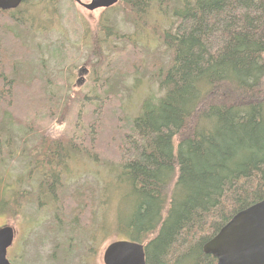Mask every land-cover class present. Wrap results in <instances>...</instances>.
I'll list each match as a JSON object with an SVG mask.
<instances>
[{
  "label": "trees",
  "instance_id": "trees-1",
  "mask_svg": "<svg viewBox=\"0 0 264 264\" xmlns=\"http://www.w3.org/2000/svg\"><path fill=\"white\" fill-rule=\"evenodd\" d=\"M175 1L174 28L160 29L172 54L169 68L156 71L164 94L147 99L135 119L110 82L140 70L138 48L106 54L93 38L86 66L99 89L61 98L47 91L41 75L24 76L23 65L35 55L23 36L31 29L24 23L29 16L21 12L16 21L0 11V124L41 136L24 150L38 187L12 191L0 207L18 215L38 198H53L66 166L83 153L120 167L121 180L137 196L126 229L145 246L146 264H217L205 244L235 214L264 199V0ZM170 2L120 0L111 10L138 24ZM101 29L114 40L125 38L110 18ZM54 124L68 125L57 140L47 136ZM1 133L4 161L13 156V141ZM78 191L87 206L74 229H89L94 191ZM76 203L67 197L65 211L77 210Z\"/></svg>",
  "mask_w": 264,
  "mask_h": 264
},
{
  "label": "rangeland",
  "instance_id": "rangeland-1",
  "mask_svg": "<svg viewBox=\"0 0 264 264\" xmlns=\"http://www.w3.org/2000/svg\"><path fill=\"white\" fill-rule=\"evenodd\" d=\"M84 2L89 3L90 0H84ZM175 2V0L170 2L171 4L163 11L150 12L142 22L132 24L126 22L119 10H111L113 7L90 12L74 0H27L21 12L29 16L25 18L24 23L30 24L31 29L23 33V36L24 41L33 49L35 55L23 65L24 76L26 74L41 75L45 79L47 91L66 98L69 95H75L76 92L92 90L93 86L99 89L95 71L91 69L92 67L86 66L93 38L101 39L102 48L106 54L114 53L118 47L129 49L134 46L144 55L142 67L135 75L119 76L110 82V85L113 91L121 94L127 116L135 119L142 113V105L147 99L157 100L164 94L156 71L160 67L163 70L169 68L172 54L160 38V29L172 30L174 28L176 24ZM106 18L117 23L119 31L125 35L124 40H114L102 32L101 23ZM154 25L158 28H153ZM11 29L17 33L19 31L16 27ZM84 67H88V72H82ZM67 128V124H54L48 130L47 136L53 140L60 139ZM24 129L0 124V131L5 130L6 133L8 131L7 136L13 141L11 150L13 156L0 161V205L2 199L6 201L12 191L29 188V184L38 187L36 177L29 176L30 168H28V160L24 157V150L36 143L41 136ZM3 139L6 140V135H3ZM76 155L78 156L66 166L63 185L60 184L61 189L59 190L54 189L53 198L43 195L46 196L41 198L44 205L41 200L38 203V198L37 205H28L20 211V219L23 221L26 219V224L21 222L19 224L18 215H15L13 210H9L4 204L0 207V228L6 225L13 228L20 225V229L24 231L20 234L16 245L8 251V259L12 264H19L17 259L24 261L21 241L22 237L29 233L31 226L43 223L41 229L33 228L31 232L38 231L41 232L40 235L48 234V230L54 227V219L57 215L60 218L66 217L64 213L68 212L65 211L67 205L64 203L67 197L73 196L78 205L77 210H71L69 213L76 212L83 215L82 211L87 203L85 199L79 197L78 189L81 186H90L94 191V203L91 207L94 211L92 228L98 230V233L101 229L104 230L98 238V245L107 235L110 241L133 240V232L128 231L126 227L128 228L135 215L137 196L132 193L129 185L121 180V168L95 162L83 153H76ZM50 199L55 201L52 202ZM48 214L49 217H44V219L43 215ZM52 214L54 215L50 219ZM39 218H43L44 221L36 222ZM65 219H67L65 224L71 222L70 216ZM92 228L79 229L90 230ZM26 245H29L31 249L34 248L32 241H28ZM51 248L52 246L47 244L38 251L42 255V264H50ZM32 256V251L25 253V259L31 260ZM30 260L27 264L35 261ZM76 261L73 262L76 263Z\"/></svg>",
  "mask_w": 264,
  "mask_h": 264
},
{
  "label": "water",
  "instance_id": "water-1",
  "mask_svg": "<svg viewBox=\"0 0 264 264\" xmlns=\"http://www.w3.org/2000/svg\"><path fill=\"white\" fill-rule=\"evenodd\" d=\"M90 12L109 9L120 0H74ZM23 0H0L4 11L19 8ZM82 72H88L85 67ZM14 228H0V264H12L8 249L12 247ZM204 252L213 256L217 264H264V199L234 215V217L204 246ZM105 264H146L143 244L134 241L112 243L105 252Z\"/></svg>",
  "mask_w": 264,
  "mask_h": 264
},
{
  "label": "flooded vegetation",
  "instance_id": "flooded-vegetation-1",
  "mask_svg": "<svg viewBox=\"0 0 264 264\" xmlns=\"http://www.w3.org/2000/svg\"><path fill=\"white\" fill-rule=\"evenodd\" d=\"M26 4L27 3H25L23 0L22 5L15 10L4 11L0 9V11L3 13L7 12V14L13 17L16 21H19L21 19V9L24 6H26ZM1 12L0 15L3 17V14ZM3 141H4L3 134L1 133L0 134L1 145ZM40 200L44 205V202L42 201L41 198L38 199V203H40ZM50 200L52 202L55 201L54 199H50ZM33 205H29V206H33ZM69 212L70 211L64 214L66 217L68 216L71 217L70 219L71 222L65 224V222H67V219H65L66 217L60 218L57 215L56 218L54 219L55 222L54 227L48 230V234L40 235L41 232L38 231L31 232L33 228L41 229L40 227L43 225V223L39 224L38 226H35V224L31 226L29 233L26 234L25 237H22V241H21L22 256L24 257V261H23L24 263L22 262L21 259H19L20 261L17 259V262L19 264H27L30 259L28 258L25 259V253L27 251L30 252L32 251L33 256L31 260L33 261L35 260V261L31 262V264H42L41 262L42 255H40L38 251L43 249L47 244H50L52 246L50 250L51 255L49 256L50 264H105L104 256L107 248L114 242H118L120 240L124 241V240L117 239L110 241V238L107 235L100 241L98 245V238L100 237L101 232L104 230L101 229L100 233H98V230H94L93 228L90 230L74 229V227L77 225L79 220L82 219V215H79L76 212L73 213H69ZM19 215L20 213L18 214L17 222L19 224L20 222L26 224V219L24 221L21 220ZM53 215L54 214L51 215L50 219H52ZM96 216H95V220H96ZM44 217H49V214L43 215V218ZM43 218H39V220L36 222H43L44 221ZM20 230H21L20 225H18V227L14 226V240L12 247L16 245L20 237V234L24 232ZM28 241H32V245L34 246L33 249H31L29 245H26ZM75 260H77L76 263L73 262Z\"/></svg>",
  "mask_w": 264,
  "mask_h": 264
},
{
  "label": "bare ground",
  "instance_id": "bare-ground-1",
  "mask_svg": "<svg viewBox=\"0 0 264 264\" xmlns=\"http://www.w3.org/2000/svg\"><path fill=\"white\" fill-rule=\"evenodd\" d=\"M135 141V140H134ZM80 237V236H79Z\"/></svg>",
  "mask_w": 264,
  "mask_h": 264
}]
</instances>
